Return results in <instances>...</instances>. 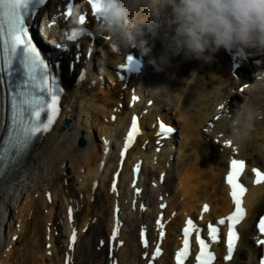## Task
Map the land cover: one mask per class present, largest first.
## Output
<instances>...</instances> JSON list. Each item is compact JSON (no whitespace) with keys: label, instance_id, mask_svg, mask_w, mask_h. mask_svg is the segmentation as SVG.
Masks as SVG:
<instances>
[{"label":"bare ground","instance_id":"1","mask_svg":"<svg viewBox=\"0 0 264 264\" xmlns=\"http://www.w3.org/2000/svg\"><path fill=\"white\" fill-rule=\"evenodd\" d=\"M59 17L66 22L65 15ZM139 27L136 36L148 37L145 47L142 39L134 47L147 57L139 74L123 80L117 77L114 66L132 47L115 52L105 36L96 43L88 37L80 39L81 50L72 41L69 54L60 59L64 89L60 113L50 131L39 136L0 180V264H66V256L71 257L69 264H144L155 241L163 247L159 262L174 264L170 251L180 239L178 227L185 215L199 213L203 219L214 220L230 210L233 201L224 174L232 157L248 161L243 176L248 186L243 196L248 214L230 263L224 259L223 244L215 245L222 253L217 264H257L260 247L253 239L252 221L264 207V183H253L251 171L257 165L264 168V119L257 121L252 138L239 146L227 147L221 129L245 101L264 109V63L254 62L264 60V52L249 49L240 58L234 77L231 56L224 48L213 54L211 62L183 54L161 60L160 37L148 24ZM85 66L86 73H82ZM137 112L146 132L121 164L124 127ZM158 119L178 128L175 146L158 137ZM137 164L139 181L134 187L132 167ZM117 172L113 191L111 182ZM162 172L163 183L159 179ZM144 201L149 204L142 211ZM204 201L210 205L208 212L202 211ZM162 202L167 206L160 228L155 222ZM7 208L14 213L9 214ZM115 208L119 209V232L111 240ZM150 221L156 235L146 226ZM73 229L77 240L69 250ZM140 229H148L144 235L148 247L141 242ZM160 231L165 232L164 239L157 236ZM99 235L103 244L101 239L98 242Z\"/></svg>","mask_w":264,"mask_h":264},{"label":"snow or ice","instance_id":"2","mask_svg":"<svg viewBox=\"0 0 264 264\" xmlns=\"http://www.w3.org/2000/svg\"><path fill=\"white\" fill-rule=\"evenodd\" d=\"M46 0H0V111L3 110V103L6 100L8 105V124L6 134L0 141V176L10 173L17 165L21 157L27 152L34 140L44 133L50 131L56 118L60 113V98L64 89L60 86L57 74L48 58L42 55L41 50L34 43V37L29 32V21L37 14L38 9L45 5ZM92 12L99 16L97 0H89ZM68 15H71V5H69ZM79 23H85V17H79ZM84 29L79 32L73 31L67 35L69 41H75ZM59 47V45H57ZM76 59H79L77 55ZM131 59V58H129ZM124 66V65H121ZM58 67V65H57ZM81 74V79H83ZM137 97H133L136 100ZM224 107V106H221ZM4 124L0 120V128ZM173 129L160 123L157 133L158 137H166L172 133ZM141 134L138 118L133 116L131 126L125 138L123 149L120 153L121 164L125 153L134 144L135 139ZM160 143V140H157ZM226 146H231L232 141L226 140ZM159 151V148L157 149ZM235 151V149H234ZM246 168L243 159L232 158L229 162V171L225 177V182L230 187L229 195L232 198L234 210L227 216L220 218L216 224H208V239L202 238L200 229L194 221L189 218L183 229V247L178 249L175 255L177 264H184L190 255V237L193 230L196 231V241L200 246V251L196 255L197 264H213L216 255L210 250L211 244L220 240V228L227 221V255L225 260H230L239 240V233L236 226L239 225L247 215L243 207V196L247 191L245 184L241 182V176ZM140 165L137 164L134 172L139 173ZM255 183H264V171L254 168ZM118 175V174H117ZM163 179V175L161 176ZM135 187V181H133ZM115 181L113 191H115ZM137 193L140 189H136ZM165 207L161 204V208ZM118 211V209H117ZM203 212L209 211V206L205 204ZM72 219V209L69 208V220ZM157 225L163 228L160 219ZM258 228L264 234V216L259 220ZM119 232V221L116 222L111 240H115ZM160 237H164V232H160ZM77 240L76 230L73 229L69 239V250L74 249ZM141 242L144 247H148L144 230H141ZM258 245H264V239H258ZM104 242L101 241V244ZM123 243V241H121ZM161 254V248L157 245L153 258ZM147 255V253H146ZM70 256H66V264H69ZM264 264V257L261 259Z\"/></svg>","mask_w":264,"mask_h":264},{"label":"clouds","instance_id":"3","mask_svg":"<svg viewBox=\"0 0 264 264\" xmlns=\"http://www.w3.org/2000/svg\"><path fill=\"white\" fill-rule=\"evenodd\" d=\"M97 4L100 28L115 52L135 43L141 24L150 25L160 37L161 60L183 54L211 62L221 48L242 54L249 49L264 52V0H97ZM261 119L264 109L245 101L227 117L221 131L225 140L243 145Z\"/></svg>","mask_w":264,"mask_h":264},{"label":"rangeland","instance_id":"4","mask_svg":"<svg viewBox=\"0 0 264 264\" xmlns=\"http://www.w3.org/2000/svg\"><path fill=\"white\" fill-rule=\"evenodd\" d=\"M105 82H107L106 79H105ZM10 192L12 193V191H10ZM17 207H18V206H17ZM7 212H8L9 214L11 213V215H12V213H14L13 210H12L11 208H7ZM15 212H17V210H15ZM16 231H17V230H16ZM4 234H5V236H6L7 233H4ZM101 238H102V235H99V236H98V242H99V240H100ZM5 240H6V237H4V239H3L1 242L3 243ZM101 241H102V239H101ZM101 241H100V242H101ZM100 242H99V243H100ZM14 264H16V263L14 262Z\"/></svg>","mask_w":264,"mask_h":264}]
</instances>
